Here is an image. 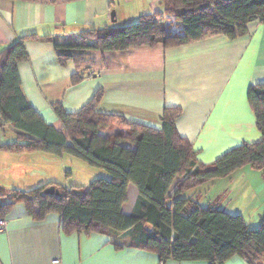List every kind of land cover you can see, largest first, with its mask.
<instances>
[{
	"label": "trees",
	"instance_id": "obj_1",
	"mask_svg": "<svg viewBox=\"0 0 264 264\" xmlns=\"http://www.w3.org/2000/svg\"><path fill=\"white\" fill-rule=\"evenodd\" d=\"M162 11L142 15L130 25L89 29L76 40L52 43L58 64L71 61L81 66L93 54L123 52L130 47L164 48L197 42L212 36L229 39L247 33V24L264 23V0H162ZM165 16L174 17L182 36L166 34ZM35 34L19 38L0 52V153L16 156L45 152L69 154L105 172L88 186L48 183L29 191H0V219L23 204L35 222L57 214L65 234L128 236V246L154 253L160 264L167 261L224 264L240 257L249 264H264V215L259 225L249 226L243 216L212 204L201 206L194 195L204 184L228 177L245 166L264 172V84L252 85L247 102L254 114L261 140L243 142L208 165L197 162V152L175 126L180 108H164L161 129L129 123L123 117L96 112L101 91L78 112L67 113L60 104L51 109L60 128L46 124L22 93L17 65L29 59L25 42ZM83 79L74 74L71 84ZM123 128L108 138L106 131ZM12 136L1 140L9 131ZM130 143L129 150L122 143ZM264 174V173H263ZM176 182L173 197L168 196ZM133 185L138 197L130 215L121 207L126 190ZM54 186L61 197L45 195Z\"/></svg>",
	"mask_w": 264,
	"mask_h": 264
},
{
	"label": "crops",
	"instance_id": "obj_2",
	"mask_svg": "<svg viewBox=\"0 0 264 264\" xmlns=\"http://www.w3.org/2000/svg\"><path fill=\"white\" fill-rule=\"evenodd\" d=\"M161 2L0 0V52L23 36L36 35V40L25 42L28 61L17 65L21 90L44 122L58 129L60 124L51 109L53 104H60L67 113H75L101 91L97 113L121 116L129 123L157 130L162 126L160 117L164 108H180L176 130L197 152L200 164H211L243 142L260 141L261 135L247 102L249 88L264 84V23L259 20L249 22L247 33L234 39L216 35L171 48H164L162 43L154 47L133 46L123 52L93 54L79 67L71 61L60 66L53 44L44 39L68 42L89 29L130 25L142 15L161 12ZM174 35L182 36V27ZM74 74L83 77L76 85L71 84ZM118 131L124 129L115 128L101 136L108 138ZM121 146L135 149L127 142ZM30 157H23L21 161ZM241 171L239 177L229 180L230 183L235 179L239 183L244 181L243 185L234 187L238 189V196L233 198L230 191L229 195L224 194L209 204L221 208L222 201L229 200L228 206L256 228L264 215V172L245 166L233 175ZM250 174L251 178L247 179ZM95 176L105 177V172L99 169ZM19 177L28 180L25 173ZM36 178L34 188L58 183L52 176L36 175ZM60 185L69 187L66 183ZM176 189L175 182L168 196L173 197ZM204 189L194 195L195 201L202 203L207 198L209 193L205 196ZM126 197L121 212L128 216L138 197L133 185H128ZM5 223L6 229L0 233V264H160L156 254L118 241L128 236L65 234L57 214L35 222L23 204L11 209ZM165 264L209 263L169 260ZM224 264L249 263L235 256Z\"/></svg>",
	"mask_w": 264,
	"mask_h": 264
},
{
	"label": "rangeland",
	"instance_id": "obj_3",
	"mask_svg": "<svg viewBox=\"0 0 264 264\" xmlns=\"http://www.w3.org/2000/svg\"><path fill=\"white\" fill-rule=\"evenodd\" d=\"M163 27L165 28L164 24ZM179 27L180 25H178L175 30H172L170 28H165L166 32H168L166 34H176L177 32H179ZM8 130L10 131L9 128ZM9 131H6L4 135L1 134L2 141H7L8 137L12 136ZM28 156L29 157L31 156L28 160L21 161L23 157H28ZM28 156L27 155L16 156L6 153H0V191L9 192L12 190H20V191L32 190L34 188L33 185L37 180L36 175H39L40 178H43V176H50V177L52 176L53 178L58 180L57 184L66 183L69 186L80 185L86 187L90 182H92L94 178H96L95 175L99 171L98 168L89 166L84 161L73 158L69 154H62L60 156H56L45 152H38ZM24 170H26V172H24ZM242 172L243 171H241L240 174L237 173L234 175L231 174L228 177L215 180L206 185L204 184L201 188H199L198 191H200L203 187H206V189H204L206 191L205 196L209 193L207 195V198L202 199L201 206L203 207L208 206L209 202L214 201V199H218L220 196L224 194L229 195L230 191H231V196L233 198L237 197L238 189H235L234 187L243 185L244 181L239 183V180L235 179L230 183L229 180L233 177L234 178L239 177L242 174ZM20 173L27 174L28 180H23L22 177H19ZM16 174L17 177H15ZM251 176L252 175L250 174V177H247V179H250ZM44 178H49V177H44ZM229 184L231 185V187H229ZM220 189H222V191L217 195V191H219ZM257 191L260 194V188L257 187ZM222 202L223 204L221 208H225L226 211L232 210L230 211L231 213H237L234 209H231L228 206L229 200L226 201L224 199ZM227 207L229 208V210H227ZM118 241L120 243L128 244L127 238L124 239L123 237H120Z\"/></svg>",
	"mask_w": 264,
	"mask_h": 264
},
{
	"label": "built area",
	"instance_id": "obj_4",
	"mask_svg": "<svg viewBox=\"0 0 264 264\" xmlns=\"http://www.w3.org/2000/svg\"><path fill=\"white\" fill-rule=\"evenodd\" d=\"M163 24L165 25V28H170L172 30H175L177 28V26L179 25V23L175 20L174 17H168L166 16L164 18ZM166 32V30H165ZM168 33V32H166ZM6 229V223L5 220H1L0 219V233L4 232ZM54 263H58V261H54Z\"/></svg>",
	"mask_w": 264,
	"mask_h": 264
},
{
	"label": "water",
	"instance_id": "obj_5",
	"mask_svg": "<svg viewBox=\"0 0 264 264\" xmlns=\"http://www.w3.org/2000/svg\"><path fill=\"white\" fill-rule=\"evenodd\" d=\"M45 195L61 197V193L54 186H50L44 190Z\"/></svg>",
	"mask_w": 264,
	"mask_h": 264
}]
</instances>
